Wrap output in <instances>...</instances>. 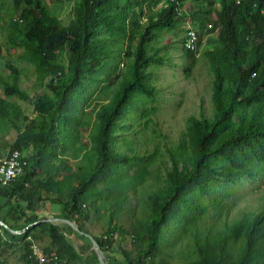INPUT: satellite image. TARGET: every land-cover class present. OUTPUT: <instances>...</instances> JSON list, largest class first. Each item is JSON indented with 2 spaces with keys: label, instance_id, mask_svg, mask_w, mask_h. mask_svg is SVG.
I'll return each mask as SVG.
<instances>
[{
  "label": "rangeland",
  "instance_id": "obj_1",
  "mask_svg": "<svg viewBox=\"0 0 264 264\" xmlns=\"http://www.w3.org/2000/svg\"><path fill=\"white\" fill-rule=\"evenodd\" d=\"M13 1L0 0V99L7 106L6 111H0L2 158L9 154L19 135L29 134L30 130L37 134L41 130L48 113H39L34 102L49 92V84L68 76L59 72L51 77L43 65L33 61L23 42L25 21L20 10L24 2L16 7ZM156 1L151 6L159 9ZM44 3L64 27L75 18L73 1L44 0ZM193 7L195 3H186L184 11L188 15L179 16L182 18L171 28L154 31L148 55L164 63H151L145 69V83L153 88V94L130 93L127 105L112 127V160L88 187L79 210H73L68 202L98 163V117L113 105L123 83L130 78L128 68L134 55L131 52L140 36L137 28L131 30L132 40L128 36L116 41L107 29L97 33L94 57L100 58L101 64L92 70L90 60L86 59L85 80L70 93L58 114L51 143L41 150L39 160L33 165L34 179L44 185V196L55 198L41 205L38 214L48 215L51 208L54 213L61 212L66 207L64 214L73 223L78 221L85 234L101 240L111 236L115 245L107 256L113 264L124 263L125 256L135 260L139 249H146L154 212L172 187L170 175L192 169L197 151L192 122L217 120L215 77L204 52L218 43L219 31H210L208 22L207 28H200V21L195 22L189 13ZM212 17L216 15L212 13ZM9 22H19L20 27L9 29L12 27ZM190 25L196 26L203 38L194 59L187 55L185 47L186 29ZM56 54L57 61L66 66L68 53ZM12 85L18 86L21 96L7 93ZM254 114L255 120L264 121V104ZM249 118V106L237 107L235 116L218 136L235 133ZM259 147L262 156L250 153L239 157L236 165L222 158L212 164L218 172L226 171L230 165L234 170L242 168L244 174L210 181L206 188L188 193L173 206L168 221L159 230L150 262L196 264L203 259H216L220 264H264V220L257 227L252 254L249 257L245 254L253 220L264 213V141L256 145ZM31 151L32 148L28 155L33 154ZM0 215L11 219L16 216V210L2 208ZM86 215L90 216L89 221L84 219ZM50 224L66 235L79 254L93 252L90 241L70 226L61 221ZM119 230L128 235L122 237ZM30 235L41 249L50 246L48 232L36 229ZM28 244L26 238H11L0 229V264H37L28 257ZM51 252V255L59 253L56 247ZM49 264L68 263L54 259Z\"/></svg>",
  "mask_w": 264,
  "mask_h": 264
},
{
  "label": "trees",
  "instance_id": "obj_2",
  "mask_svg": "<svg viewBox=\"0 0 264 264\" xmlns=\"http://www.w3.org/2000/svg\"><path fill=\"white\" fill-rule=\"evenodd\" d=\"M66 1H73L75 5V18L67 27L62 25L60 18L51 12V8L44 3V0L13 1L16 7L24 2L20 10V17L25 21L23 42L27 44L33 61L43 65L51 77L59 72L68 73V76L65 80L60 77L56 82L49 84L50 93L44 92L35 100L36 110L41 114L48 113L45 125L37 134L30 130L29 134L19 135L11 146V150H19L24 155L32 148L33 154L28 155L27 153L28 165L21 176L8 186L0 183V213L2 208L16 210L14 218L7 219L0 215V220L19 234H14L1 227L0 229L11 238L21 239L31 238L30 232L36 229L48 232L49 239H51L50 246L42 251L50 258L49 263L54 261L51 258V251L53 247H56L59 252L56 254L58 260H63L68 264H99L94 252L86 255L79 254L57 226L50 223L32 226L33 223L50 217V215L40 216L38 214L40 206L55 201V198L44 196V185L34 179L33 165L39 160L41 150L48 148L51 143L58 114L64 109L70 93L84 82L85 69L88 66H85L88 64L86 59L90 60L92 70H96L101 64L100 58L94 57L97 49L95 47L97 33L102 29H107L116 41L124 40L128 36L132 40L134 35L131 30L137 28L140 36L135 50L131 52L134 55L132 64L128 68L130 78L123 83L113 105L99 114L97 139L99 160L90 176L80 183L70 197L68 204L72 205L75 211L81 208L88 187L105 172L112 160V127L121 115L123 106L127 105L130 93L137 91L147 96L153 94V88L145 83V69L151 63H164L163 60H155L148 55V46L154 31L158 28L175 26L178 19L188 15L184 11V6L190 2L195 3V7L189 13L195 22L200 21V28H207L208 22L212 24L210 31H219L218 43L204 52L215 77L213 94L218 112L217 120L214 123H209L207 120L192 122L195 123L193 132L197 146L192 169L176 171L175 175H170L171 190L156 208L149 227L150 243L146 249H139L135 260L125 256V262L119 263L153 264L150 262V257L157 245L159 230L168 221L173 206L180 203L188 193L206 188L210 181L242 176L244 174L242 168L238 171L230 166L236 165L239 157L241 159L250 153L262 156L263 146L256 148V145L264 141V121L255 120L254 113L264 104V0H221L220 3L218 0H158L156 5L159 4V9L151 6L154 0ZM212 13L217 19L212 17ZM143 16H145L144 22L141 20ZM10 26L12 27L9 29L14 27L17 30L20 23L12 22ZM10 39H13V33ZM61 51L69 55V62L66 66L57 61L56 53ZM187 55L192 59L196 56L188 51ZM7 93L22 95L16 85H12ZM3 103L4 101L0 99V111L2 112L7 108ZM241 106L250 107V118L247 122L235 133L223 137L218 136V133L226 128L227 122L235 116L237 107ZM236 153L239 155L237 156ZM221 158L230 165L226 167V171L218 172L211 166ZM65 211L66 207H63L59 215L52 216L70 221L64 214ZM84 219L89 221L90 216L86 215ZM263 220L264 213L253 220V231L247 240L246 257H249L254 250L256 230ZM75 223L83 232L79 222L75 221ZM46 226H48L47 229ZM118 233L122 237L128 235L124 230H119ZM96 240L105 254L106 264H113L107 254L115 245L114 239L109 236L107 240ZM30 254L29 249L28 257L32 258ZM32 261L35 262L33 258ZM196 264H220V262L216 259H203Z\"/></svg>",
  "mask_w": 264,
  "mask_h": 264
},
{
  "label": "built area",
  "instance_id": "obj_3",
  "mask_svg": "<svg viewBox=\"0 0 264 264\" xmlns=\"http://www.w3.org/2000/svg\"><path fill=\"white\" fill-rule=\"evenodd\" d=\"M179 12V14H181V11ZM208 27H212V24H209ZM202 39L200 30L197 29L196 26L190 25L187 27L185 47L188 52L197 55L200 44L203 41ZM27 165L28 162L26 160V156L19 150H11L5 157H0V183L3 186H8L14 182L17 177L24 173ZM26 240L30 243V256L33 260H35L38 264L49 263L50 258L44 253V251H42L41 247L31 240L30 237ZM105 240H107V238ZM51 258H53V260H58L56 255H51Z\"/></svg>",
  "mask_w": 264,
  "mask_h": 264
},
{
  "label": "water",
  "instance_id": "obj_4",
  "mask_svg": "<svg viewBox=\"0 0 264 264\" xmlns=\"http://www.w3.org/2000/svg\"><path fill=\"white\" fill-rule=\"evenodd\" d=\"M56 221H61V223H64V224L70 226L72 229H74V231H76L79 235L86 237V238L90 241V243L92 244L93 252L97 255V258H98L99 264H106V262H105V254L103 253V251H102L100 245L98 244L97 240H96L94 237H92V236H90V235H87V234H85L84 232H81V231L79 230V228H78L73 222H71V221H69V220H65V219H63V218H55V217H54V218H45V219H42V220H40V221H38V222H35V223H33V224H40V223H54V222H56ZM0 227H1V228H4V229H7L9 232H12V233H14V234H19V232L11 230V229H10V228H9L4 222H2L1 220H0Z\"/></svg>",
  "mask_w": 264,
  "mask_h": 264
},
{
  "label": "crops",
  "instance_id": "obj_5",
  "mask_svg": "<svg viewBox=\"0 0 264 264\" xmlns=\"http://www.w3.org/2000/svg\"><path fill=\"white\" fill-rule=\"evenodd\" d=\"M50 214H48V215H50V217L52 216V215H56V214H58V213H60V212H55L54 213V210L51 208L49 211H48Z\"/></svg>",
  "mask_w": 264,
  "mask_h": 264
}]
</instances>
